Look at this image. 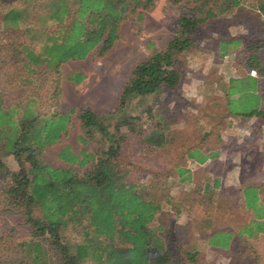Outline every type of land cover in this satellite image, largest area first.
Returning <instances> with one entry per match:
<instances>
[{
  "label": "trees",
  "instance_id": "16d2710c",
  "mask_svg": "<svg viewBox=\"0 0 264 264\" xmlns=\"http://www.w3.org/2000/svg\"><path fill=\"white\" fill-rule=\"evenodd\" d=\"M143 1L0 0V67L13 63V73L6 72L10 80L32 84L34 90L26 102L17 98L13 102L0 89V264H84L86 260L94 264H178L160 234L163 228L154 222L165 208L180 216L185 199L177 200L175 191L166 189L165 184L167 178L179 189L193 183L192 167L188 165L204 163L213 154L192 145L186 149L190 163L177 164L174 171L168 166L165 179L152 175L149 182H139L133 179V163L125 161V151L134 141L128 142L127 137L137 138L140 115L127 117L125 110L134 112L141 105L142 112L149 115L147 122L153 117L158 120L151 131H143L148 147L166 149L173 145L178 131L170 127L168 94L180 98L184 74L178 58L193 45L199 27L216 15L212 7L202 15L210 0H193L200 4L188 11L183 9L166 46L155 48L133 68L116 111L101 119L89 104L80 109L79 143L83 147L77 153L67 147L59 157L83 171L56 167L45 160L46 148L66 128L70 114L59 111V84L50 96L51 110L41 108V82L34 86L46 71H60L63 62L86 58L96 49L100 55L108 52L119 38L122 21L136 13L140 18L144 15L142 7L154 3L147 0L144 7ZM171 1L178 4L182 0ZM221 1L218 14L248 4V0ZM261 2L259 9L264 12V0ZM233 44L239 45L240 40ZM263 44L245 40L241 64L247 71L229 77L225 84L228 97L256 91L264 96V76L258 75L264 71L260 56ZM34 74L37 78H32ZM229 104L231 108L234 100ZM152 110L158 114L151 115ZM245 112L246 116L260 113ZM94 142L97 146L89 149ZM246 182L237 186L238 202L244 209L253 208L256 218L262 219L264 212L260 210L264 207L260 208L259 194L263 185L248 182L245 186ZM202 187L198 191L207 194L209 203L214 196L219 200L220 177L208 176ZM12 218L14 225L10 223ZM203 220V225L210 222L209 218ZM262 232L264 222L251 218L241 225L238 235L250 239ZM205 234L207 242L216 247L227 248L233 240L232 232L225 230ZM186 255L196 256L191 252Z\"/></svg>",
  "mask_w": 264,
  "mask_h": 264
},
{
  "label": "rangeland",
  "instance_id": "374dc122",
  "mask_svg": "<svg viewBox=\"0 0 264 264\" xmlns=\"http://www.w3.org/2000/svg\"><path fill=\"white\" fill-rule=\"evenodd\" d=\"M261 1L263 0H248V4L237 10L219 14L218 10L223 1L210 0L206 3L202 15H205L208 7L217 11L216 15L208 18L199 27V31L194 35L193 45L178 58L184 74L179 89L180 98L175 93L168 94L167 98V115L172 119L170 127L178 131L173 145L166 149L148 147L143 142L145 136L143 131H151L158 120L153 117L152 122H147L149 115L142 112L141 105L135 107L134 112L126 108L127 117L133 116V113L140 115L137 121L142 126L139 127L138 135H135L136 139L127 137L128 142L134 140L129 142L130 146L125 151V161L133 163V179L149 182L152 175H159L161 179H165L168 176V166L174 171L175 165L185 164L186 149L192 145L199 148L210 146V149L222 145L227 152L229 142L234 143L233 137L231 140L229 138L228 142L227 131H224L229 129L225 84L232 75L238 76L247 71L241 64V57L245 53L242 47L245 40L264 41V12L259 9ZM147 3V0H144L142 4L145 7ZM199 4L200 1L193 0H182L178 4L171 0H154L150 7H142L144 15L140 18L136 13L122 21L119 38L108 52L100 55L96 49L86 60L68 61L62 69H59L60 71H46L37 79L41 82L38 93L41 99H44L41 108L51 110L53 105L50 96L56 86L59 84L61 92L65 85L66 93L73 94L74 87L68 84V76L78 69L87 72L84 83L77 86L81 89L75 92L76 95L75 93L72 95L76 99L64 102L62 107L58 103V108L62 110L73 104L77 105L73 107L75 124L73 122L71 135L65 137L61 145L71 142L77 146V151L83 147L77 141L80 130L78 124L80 109L89 104L101 119H105L106 114L116 111L119 108L122 89L129 80L133 68L146 59L155 48L162 49L166 46L174 34L183 9L188 11ZM235 40H240V44H233ZM261 48L260 56L264 67V44ZM13 66V63H9L3 66V69L0 67V89L7 95L9 101H13L14 98L27 101L33 96L30 94L34 91L33 86L20 82L19 79L16 83L12 82L11 76L6 72L13 73ZM17 67L22 69L21 66ZM258 75L263 77L264 71ZM32 77L37 78V75L34 74ZM36 84L38 83L34 86ZM133 101L137 103V99ZM259 104L260 97L250 93L241 100H235L232 108L245 111L258 110ZM153 113L158 114L155 110L150 114ZM52 125L53 123L49 128H52ZM56 127L57 125H54L53 129ZM204 133L207 135L204 136ZM61 145L49 148L44 153L45 160L56 167L66 165L83 171L78 165H67L56 157L57 148ZM91 146L96 147L97 144L94 142ZM253 151V157L244 164L242 161L240 169L243 171L242 178H245L246 183L251 182L253 178L262 177L261 162L264 153L259 149ZM232 166V162L227 159L199 166L195 169L196 181L182 185L181 189L173 186L172 181L167 178L166 189L171 188L175 191L177 200L185 199V201L180 216L176 215L174 210L165 208L154 224L163 228L160 234L167 247L176 255L178 264H264V235H258L251 240L238 235L241 225L247 223L250 218L238 202L240 193L236 183L237 177L231 171ZM209 169L214 170L213 173L218 174L222 182L219 200L214 196L211 203L207 194L203 196L202 191H198L206 183V178L212 176L207 175ZM1 202L0 198V208L3 207ZM219 205L221 206L218 207ZM206 218H209L210 222L201 224ZM14 221L15 219L12 218L11 225H14ZM218 229L236 232L238 236L230 247H216L207 242L205 233ZM187 252L195 253L196 256L190 258L186 255ZM84 264L94 263L86 260Z\"/></svg>",
  "mask_w": 264,
  "mask_h": 264
},
{
  "label": "crops",
  "instance_id": "0c3cea01",
  "mask_svg": "<svg viewBox=\"0 0 264 264\" xmlns=\"http://www.w3.org/2000/svg\"><path fill=\"white\" fill-rule=\"evenodd\" d=\"M91 54V53H90ZM89 54V55H90ZM88 55V56H89ZM87 56V57H88ZM86 58H83V59H75V60H86ZM73 59L71 60H68V61H72ZM66 61V62H68ZM66 62H63L60 66V69H62V67L65 65ZM86 74L87 72L85 70H75L72 75H69L67 80H68V84L72 85L74 87V93L79 91L81 89V87H77L79 85H82L86 79ZM33 78V77H32ZM37 83H40L39 80H37ZM65 85H63V88L59 94V104L60 106L62 107L63 103L66 102V101H74L76 99V97H73L72 95L74 94H71V93H66L65 91ZM255 93V95H258L260 97V104L258 106V110L260 111L259 114H253V115H250V116H246L244 113H242V111H244V109H239V110H234L232 107L230 108V104L228 105V103H230L231 100H241L242 98H244L246 95L243 94V95H240V94H237V95H231L229 96L227 99V112H228V118H227V127L229 129H225L224 131H227V136H228V142H229V138L230 140L232 139V137L234 139H232L234 141V143H230L229 142V145H228V150L226 152V149H224V147L219 146L217 148H212L210 149L208 147H205L203 146L201 149L204 151L205 154H209V153H212L213 155L211 157H208V159L204 162V163H199V162H194V163H191L192 165H188L190 167H192V178H193V182H195V169L199 168V166H206V165H210L212 162L214 161H223L224 159H227V160H230L233 164L232 168H231V171H233V174L237 177V186L239 183L241 182H244L245 178H242V170H240L242 168V161H243V164L245 163V161H248L250 158L253 157V150L254 149H259L261 153H264V96L262 95V93L260 91H256V92H253ZM76 95V93H75ZM22 101H26V99L22 100ZM74 106H77V105H71L70 107H68L67 109L65 110H62L59 108V111L62 112V113H69L70 114V120L69 122L67 123L66 125V128L63 129L61 131V134L60 136L58 137V139L52 144V145H49L46 150H45V153L46 151L49 149V148H54V147H57L58 145H61V142L62 140L65 138V137H68L71 135V129H72V125H73V116H74V109L73 107ZM93 109V108H92ZM251 111H255V110H251ZM241 113V114H237V113ZM249 112V111H248ZM247 113V111L245 112ZM79 118H78V124L80 126V122H79ZM75 124V122H74ZM225 133V132H224ZM223 133V134H224ZM81 134V127H80V130H79V134L77 135V141L79 143V136ZM81 144V143H80ZM56 145V146H55ZM204 145V144H202ZM69 147L73 152L77 153L78 151L76 150V147L73 143L71 142H66L64 144H62L61 146H59L57 148V152H56V157L58 159H60L61 161H64L62 160L60 157H59V152L65 148ZM93 146H90L89 149H91ZM187 159V158H186ZM187 163H190L191 160H186ZM65 164L66 161H64ZM187 163H185L187 165ZM52 164V163H51ZM53 165V164H52ZM198 165V166H197ZM261 165L263 167V170L261 172L262 174V177L258 179L257 178H253L251 182H254V183H258V184H262L263 186H260V197H261V205H260V208L261 207H264V156H262V162H261ZM59 167H63V168H66L67 166H59ZM214 170L212 169H209L207 170V175H212V176H218L220 177L218 174H216L215 172L213 173ZM248 183H245V186H247ZM244 186V187H245ZM242 204V203H241ZM246 213L249 215V218H253V219H258L259 221H262L264 222V218L262 219H259V218H256L255 216V212L253 210V208H249V209H245ZM260 212H264V210L261 208ZM227 232H232L233 234V240L235 238H237V234L236 232L234 231H231V230H228ZM246 235V234H245ZM258 235H264V232H262L261 234H258ZM247 236V235H246ZM248 237V236H247ZM257 237V236H256ZM255 236L254 237H251V239H254L256 238ZM233 240L231 241V243H229V246H231ZM223 248V247H221Z\"/></svg>",
  "mask_w": 264,
  "mask_h": 264
},
{
  "label": "built area",
  "instance_id": "2783aa9c",
  "mask_svg": "<svg viewBox=\"0 0 264 264\" xmlns=\"http://www.w3.org/2000/svg\"><path fill=\"white\" fill-rule=\"evenodd\" d=\"M253 74L255 73V71L252 72Z\"/></svg>",
  "mask_w": 264,
  "mask_h": 264
}]
</instances>
